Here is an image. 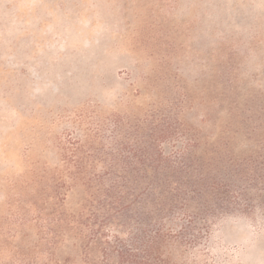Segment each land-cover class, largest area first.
Instances as JSON below:
<instances>
[{"label":"rangeland","instance_id":"1","mask_svg":"<svg viewBox=\"0 0 264 264\" xmlns=\"http://www.w3.org/2000/svg\"><path fill=\"white\" fill-rule=\"evenodd\" d=\"M153 241L264 264V0H0V264Z\"/></svg>","mask_w":264,"mask_h":264},{"label":"trees","instance_id":"2","mask_svg":"<svg viewBox=\"0 0 264 264\" xmlns=\"http://www.w3.org/2000/svg\"><path fill=\"white\" fill-rule=\"evenodd\" d=\"M143 253L145 261L144 262H137V264H166L167 262L163 259H161L160 254L158 253V250L156 249V242L153 241L150 244L146 245L143 249ZM121 254V259L125 260V256H133L134 258L137 257V255L132 254ZM143 258V259H144ZM123 261H120L119 264H121Z\"/></svg>","mask_w":264,"mask_h":264}]
</instances>
